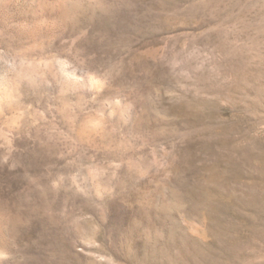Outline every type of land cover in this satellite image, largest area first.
I'll list each match as a JSON object with an SVG mask.
<instances>
[{
    "label": "rangeland",
    "instance_id": "obj_1",
    "mask_svg": "<svg viewBox=\"0 0 264 264\" xmlns=\"http://www.w3.org/2000/svg\"><path fill=\"white\" fill-rule=\"evenodd\" d=\"M0 264H264V0H0Z\"/></svg>",
    "mask_w": 264,
    "mask_h": 264
}]
</instances>
